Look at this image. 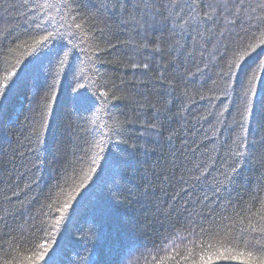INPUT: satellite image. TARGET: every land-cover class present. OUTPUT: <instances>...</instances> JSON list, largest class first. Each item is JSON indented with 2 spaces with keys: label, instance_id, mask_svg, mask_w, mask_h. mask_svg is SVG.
<instances>
[{
  "label": "trees",
  "instance_id": "1",
  "mask_svg": "<svg viewBox=\"0 0 264 264\" xmlns=\"http://www.w3.org/2000/svg\"><path fill=\"white\" fill-rule=\"evenodd\" d=\"M85 3V11L100 8L96 23L116 47L75 40L80 47L67 49L61 64L32 49L33 0H0V83L9 72L18 77L0 96V264L32 256L42 243L48 252L38 264L53 252L55 264H192L206 253L220 254L212 264H247L224 257L256 250L249 230L264 209V110L255 106L264 95V32L250 39L248 22L264 16V0H240L246 15L234 26L227 11L201 24L211 39L197 37L195 46L161 19L146 24L135 12L104 10V0ZM85 90L107 92V103L88 111L75 100ZM117 120L122 135L86 155L87 142ZM243 135L256 146L237 164L234 141ZM101 147L120 169L118 199L112 185L81 199L88 189L76 190L89 183ZM210 211L215 230L190 236L180 227Z\"/></svg>",
  "mask_w": 264,
  "mask_h": 264
},
{
  "label": "snow or ice",
  "instance_id": "2",
  "mask_svg": "<svg viewBox=\"0 0 264 264\" xmlns=\"http://www.w3.org/2000/svg\"><path fill=\"white\" fill-rule=\"evenodd\" d=\"M229 3H231L230 8L228 7ZM130 5L131 10L129 8ZM102 7L104 10L124 12L129 15L135 12L136 17L141 18L146 24L149 23V21L155 23L158 19L166 21L167 26L174 32L177 28L187 31V37L183 36V31L181 32V36L187 40H192L193 46L198 43L197 37L205 40V43L211 39L210 37L205 39L201 36L199 32L201 24L213 23L217 15L227 11L229 15L234 17L230 22L231 25L234 26L237 20L243 21L244 15H246L243 5L240 4V0H235V2H233V0H227V2L218 5H214L211 0H208L207 3L205 0H136L135 3H133V0H104ZM214 7L216 8V12L211 11ZM86 8L87 4L85 0H55V2H53V0H45L43 3H39L38 0H33V18L30 23H26V29L27 35L32 40V49L37 53V59H39L40 56L52 57L62 64L63 60L61 57L67 49L71 48L75 50L80 47V45L72 43L75 40H79L80 44H85L86 40H92L97 47H99L100 44L106 45L101 51H110L112 48L116 47L109 38L110 30L100 28L96 23L100 8L97 7L95 11L92 9L85 11ZM261 9L264 11V5H261ZM53 10L56 12L55 16L51 15ZM37 12L40 13L39 16L35 15ZM201 12H203L202 16L200 15ZM185 17H188V19L185 20ZM181 21H183V23H179ZM248 22L250 27L254 28V31L249 37L250 39H255L256 32H264V16L256 18L254 24H252V17H249ZM137 23H139V19ZM185 25H187V28H185ZM189 29L191 31H189ZM193 33H195V35ZM213 35L216 34L214 33ZM216 38L221 41L227 39L224 33H220ZM261 42L264 43V40ZM24 43H27V41H24ZM145 67H147V65H145ZM16 76V72H9L3 77V83H0V96H5L7 94L6 90L18 82V77L15 80L13 79V77ZM101 87H104V85H101ZM113 98H115L114 95ZM75 100L79 103L90 104L88 111L91 112L97 103H107L108 93L102 91L99 92L98 96L94 97L85 90L78 92ZM255 106L257 109L264 110V95L256 98ZM249 115H251V113H249ZM240 127L243 129L244 125L241 124ZM42 130L43 124L41 123L40 129H38L36 133L37 142H39V135ZM95 135H99L100 140H91L87 142V148L85 150L86 155L91 154L93 147H99L101 144L110 145L114 137L122 135L121 124L117 120L115 125L109 129L108 132L100 131L99 133H95ZM234 143H236L234 155L237 157V164L240 163L239 157L243 156L250 147L255 148L256 146V141H248L247 135L237 137ZM109 151V147H101L100 152L91 158L90 172L85 177L89 183L87 185L81 183L79 189L76 190L77 195H79L81 190L85 188L88 189L84 191L81 199L94 195L97 190H101L102 187L108 185L113 186L110 189L113 199H118L117 194L120 191L118 180L121 173L117 163L109 159ZM78 160L82 162L84 157H78ZM97 160H99L100 163H97ZM69 168L75 171L72 165H70ZM69 168L65 169L66 175L61 178L65 183L73 179L71 176L67 175ZM232 171H237L235 165ZM56 187L61 188L59 182ZM61 190L63 189L61 188ZM71 199L76 200V196H72ZM253 199H255V197H253ZM261 202L264 203V201ZM69 207H71V205L65 203L62 210L67 212ZM105 210L106 206L101 208V212ZM258 215L260 226L253 225L249 230L254 234L253 239L255 240L256 250L225 256V259H244L247 260V264H264V242H262L264 241V209H262V213ZM61 219L64 218L62 217ZM220 219L224 221L226 218L221 217ZM56 223L60 224L61 220H57ZM180 227L183 229L190 228L189 235L191 236L194 234H207L209 231L218 228L219 224L212 211H210L207 216L195 221L187 220ZM225 227H227V224H225ZM247 234L248 231H245L244 235ZM257 237H259V239H257ZM190 242L194 243L195 241L193 240ZM47 252L48 247L46 243H42L40 245V250L33 253L32 256L22 259L16 258V264H38V261L45 260ZM55 255L56 253L53 252L51 256H47L46 264H55ZM213 256H215L216 259L221 258L219 253H212L211 255L206 253L200 256L198 260L194 259L192 264H212ZM2 264H13V262L5 259L2 261Z\"/></svg>",
  "mask_w": 264,
  "mask_h": 264
}]
</instances>
